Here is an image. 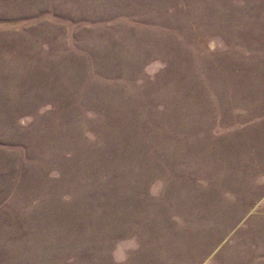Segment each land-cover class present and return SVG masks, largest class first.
<instances>
[{
  "label": "rangeland",
  "instance_id": "1",
  "mask_svg": "<svg viewBox=\"0 0 264 264\" xmlns=\"http://www.w3.org/2000/svg\"><path fill=\"white\" fill-rule=\"evenodd\" d=\"M0 264H264V0H0Z\"/></svg>",
  "mask_w": 264,
  "mask_h": 264
}]
</instances>
